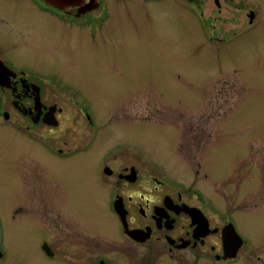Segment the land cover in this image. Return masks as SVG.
I'll return each mask as SVG.
<instances>
[{
    "label": "flooded vegetation",
    "instance_id": "af4514ba",
    "mask_svg": "<svg viewBox=\"0 0 264 264\" xmlns=\"http://www.w3.org/2000/svg\"><path fill=\"white\" fill-rule=\"evenodd\" d=\"M129 6L178 15L190 40L183 47L209 48L218 61L202 80L226 105L236 101L220 116L217 106L202 109L201 100L192 119L179 114L195 138L189 150L179 146L180 174L134 139L136 104L125 106L152 94L138 93L125 69L114 66L121 89L96 92L104 106L76 80L99 74L92 62L74 58L89 42L101 47L109 21L131 15ZM8 30L25 50L64 43L75 57L49 67L24 62L6 44ZM250 52L260 54L252 65ZM263 56L264 0H77L63 7L0 0V137L18 145L16 175L30 208L23 222L46 232L37 241L51 264H264V134L240 143L236 156L220 146L231 127L256 131L239 124L237 107L253 88L264 95ZM156 126L174 149L173 130ZM216 132L220 141L212 139ZM3 258L0 249V264Z\"/></svg>",
    "mask_w": 264,
    "mask_h": 264
},
{
    "label": "rangeland",
    "instance_id": "374dc122",
    "mask_svg": "<svg viewBox=\"0 0 264 264\" xmlns=\"http://www.w3.org/2000/svg\"><path fill=\"white\" fill-rule=\"evenodd\" d=\"M128 10L131 15L122 12L109 21L108 30L105 32L107 41L100 42L101 47L91 45L89 42L83 49L84 52L78 54L79 58L70 55L64 43L46 51L25 50L20 46L17 33L13 30H8V33L4 34V40L6 44H13L12 49L20 52V60L37 61L43 67L51 66L53 60L64 61L74 58L92 62L99 74L91 75L89 72L87 77L76 80L80 84L90 86L86 91L95 96L97 102L95 95L97 91L106 92L107 86L115 90L120 87V84L118 86L114 84L117 83L114 66L125 69L126 76L134 79L137 92H150L153 98L139 95L136 102L127 103L125 106V109H130L134 103L136 104L132 107L137 110L138 122L134 139L138 146L143 148L144 154L158 157L170 174H180V157L185 153L179 150V146L183 144L189 150L188 147H192L195 138L187 130L184 117L179 114L184 110L186 114L193 115L192 119L197 108L196 101L201 100L202 109L210 107L215 110L214 107L217 106L220 116L221 108L229 109V105L235 104L236 101H230L226 105L225 96L219 91L213 96L211 86L206 85L207 80H202L215 73L213 67L218 61L209 48L183 47L190 40H185L183 22L178 15L167 16L164 11H160L161 15L142 6L137 9L129 6L126 11ZM66 53L68 56H64ZM258 56L259 52H250L247 56L248 63L252 65ZM263 59L264 56L261 60ZM239 91L240 88L237 93ZM253 91V95L242 100L237 112L243 116V121L239 124L249 128L254 126L256 131L231 127L223 135L220 143L225 149V156L232 153L233 156L241 154L240 143L245 147V142L252 138L256 139L261 133L264 134V95L258 91V87L257 90L253 88ZM104 101L98 103L104 106ZM148 112L152 116L147 117ZM219 120L218 117V122ZM142 122H152L155 125H147L146 128V125L140 124ZM156 125H165L164 127L168 126L173 130L174 149H171L167 132L160 131L162 127ZM215 136L216 140L220 141L219 132L214 133L212 139ZM205 139L210 138L206 136ZM1 140L0 137V249L4 254L1 264H51L49 258L40 250V243L37 241V237L43 236L46 232L26 229L23 222L28 216L24 211L30 208L22 204L23 198L29 193L25 191L28 189L16 175L15 164L20 158L18 145L3 143ZM29 163L30 159H27L26 173L30 172ZM54 264L64 263L58 261Z\"/></svg>",
    "mask_w": 264,
    "mask_h": 264
},
{
    "label": "water",
    "instance_id": "95a60500",
    "mask_svg": "<svg viewBox=\"0 0 264 264\" xmlns=\"http://www.w3.org/2000/svg\"><path fill=\"white\" fill-rule=\"evenodd\" d=\"M50 3L56 4L58 6H66V5H71V4H75L77 2V0H47Z\"/></svg>",
    "mask_w": 264,
    "mask_h": 264
}]
</instances>
